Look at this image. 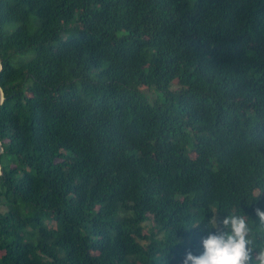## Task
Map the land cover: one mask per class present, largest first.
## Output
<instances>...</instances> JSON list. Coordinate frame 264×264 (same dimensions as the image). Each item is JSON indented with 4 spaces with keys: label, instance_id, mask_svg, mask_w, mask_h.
<instances>
[{
    "label": "trees",
    "instance_id": "16d2710c",
    "mask_svg": "<svg viewBox=\"0 0 264 264\" xmlns=\"http://www.w3.org/2000/svg\"><path fill=\"white\" fill-rule=\"evenodd\" d=\"M0 40V264L264 247V0H0Z\"/></svg>",
    "mask_w": 264,
    "mask_h": 264
},
{
    "label": "clouds",
    "instance_id": "9594fccd",
    "mask_svg": "<svg viewBox=\"0 0 264 264\" xmlns=\"http://www.w3.org/2000/svg\"><path fill=\"white\" fill-rule=\"evenodd\" d=\"M255 214L264 225V210L256 208ZM205 227L215 232L209 231L202 238L200 254L187 251L182 264H264V247L254 243L248 216L231 212L218 221L217 216L212 215Z\"/></svg>",
    "mask_w": 264,
    "mask_h": 264
},
{
    "label": "water",
    "instance_id": "95a60500",
    "mask_svg": "<svg viewBox=\"0 0 264 264\" xmlns=\"http://www.w3.org/2000/svg\"><path fill=\"white\" fill-rule=\"evenodd\" d=\"M0 42H1V40H0ZM1 70H2V64H1V61H0V72H1ZM4 101H5L4 93H3V90H2V88L0 86V106L4 103ZM3 152H4V149H3V146H2V142L0 140V159H1V155L3 154ZM1 175H2V173H1V163H0V176Z\"/></svg>",
    "mask_w": 264,
    "mask_h": 264
}]
</instances>
